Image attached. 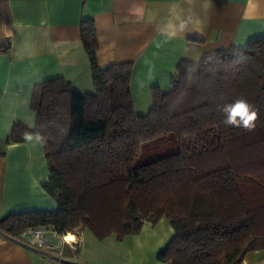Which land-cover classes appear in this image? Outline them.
<instances>
[{
  "label": "trees",
  "instance_id": "obj_1",
  "mask_svg": "<svg viewBox=\"0 0 264 264\" xmlns=\"http://www.w3.org/2000/svg\"><path fill=\"white\" fill-rule=\"evenodd\" d=\"M80 29L94 93L62 78L36 85L34 127L16 122L5 139L39 136L49 171L42 188L56 208L2 217L0 230L15 237L52 223L122 239L165 217L174 233L161 262L239 264L264 250V36L180 62L169 90L152 87L148 112L138 114L132 64L100 68L93 20ZM240 98L257 113L251 129L223 123L222 107ZM169 137L176 151L137 161L145 143Z\"/></svg>",
  "mask_w": 264,
  "mask_h": 264
},
{
  "label": "crops",
  "instance_id": "obj_2",
  "mask_svg": "<svg viewBox=\"0 0 264 264\" xmlns=\"http://www.w3.org/2000/svg\"><path fill=\"white\" fill-rule=\"evenodd\" d=\"M85 19L96 28L100 68L132 64L130 91L141 114L151 106L152 87L169 90L180 62L264 36V0H0V218L56 208L42 188L49 171L39 136L5 139L16 122L34 127L36 85L62 78L77 93H94L81 40ZM173 233L165 217L122 239H98L82 228L78 250L65 247L58 262L0 230V264H167L157 254ZM239 264H264V250Z\"/></svg>",
  "mask_w": 264,
  "mask_h": 264
},
{
  "label": "built area",
  "instance_id": "obj_3",
  "mask_svg": "<svg viewBox=\"0 0 264 264\" xmlns=\"http://www.w3.org/2000/svg\"><path fill=\"white\" fill-rule=\"evenodd\" d=\"M13 238L23 246L34 247L41 255L58 262L65 261V247L77 251L82 242L79 228L62 230L52 223L27 227Z\"/></svg>",
  "mask_w": 264,
  "mask_h": 264
},
{
  "label": "clouds",
  "instance_id": "obj_4",
  "mask_svg": "<svg viewBox=\"0 0 264 264\" xmlns=\"http://www.w3.org/2000/svg\"><path fill=\"white\" fill-rule=\"evenodd\" d=\"M183 27L184 24L181 23V28ZM221 110L225 114L223 121L225 125L244 127L245 129L254 127L253 121H255L257 113L247 100L237 99L234 103L224 105Z\"/></svg>",
  "mask_w": 264,
  "mask_h": 264
},
{
  "label": "rangeland",
  "instance_id": "obj_5",
  "mask_svg": "<svg viewBox=\"0 0 264 264\" xmlns=\"http://www.w3.org/2000/svg\"><path fill=\"white\" fill-rule=\"evenodd\" d=\"M147 112L148 110L145 111V113ZM145 113H141V114H145ZM143 148H144V153L142 156L139 155L137 159L138 162H144L154 158L157 155H162L165 153L176 151L178 149V144L173 137H169L168 139L163 138L162 140L147 142L143 145Z\"/></svg>",
  "mask_w": 264,
  "mask_h": 264
},
{
  "label": "bare ground",
  "instance_id": "obj_6",
  "mask_svg": "<svg viewBox=\"0 0 264 264\" xmlns=\"http://www.w3.org/2000/svg\"><path fill=\"white\" fill-rule=\"evenodd\" d=\"M70 236L68 235L67 238H69Z\"/></svg>",
  "mask_w": 264,
  "mask_h": 264
}]
</instances>
